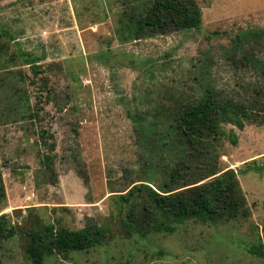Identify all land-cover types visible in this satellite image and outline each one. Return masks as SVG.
I'll list each match as a JSON object with an SVG mask.
<instances>
[{
  "label": "rangeland",
  "instance_id": "374dc122",
  "mask_svg": "<svg viewBox=\"0 0 264 264\" xmlns=\"http://www.w3.org/2000/svg\"><path fill=\"white\" fill-rule=\"evenodd\" d=\"M195 1L199 29L123 42V0H0V215L18 230L1 243L0 264H30L20 233L42 224L106 229L102 245L67 259L50 255L45 264H264L250 252L260 245L264 252V123L227 125L237 144L225 139L217 162L237 173L248 218L126 238L112 209V191L138 167L127 117L133 97L178 84L192 93L202 66L207 83L235 100H249L263 81L238 63L231 40L264 32V0ZM243 49L264 60V36ZM22 53L42 70L36 78ZM44 154L53 156L56 183Z\"/></svg>",
  "mask_w": 264,
  "mask_h": 264
},
{
  "label": "trees",
  "instance_id": "16d2710c",
  "mask_svg": "<svg viewBox=\"0 0 264 264\" xmlns=\"http://www.w3.org/2000/svg\"><path fill=\"white\" fill-rule=\"evenodd\" d=\"M123 5L117 29L123 42L201 26L202 14L195 0H123ZM263 36L261 30H247L231 40L233 51L241 56L238 63L252 67L263 78L249 100H235L210 86L206 66L194 75L198 89L193 88L192 93L181 84L153 86L132 98L135 107L127 117L133 127L138 167L131 172L133 177L126 178L124 189L112 191L117 193L111 198L126 238L171 235L186 222L209 226L250 216L237 173L220 171L217 162L225 139L237 144L227 125L243 129L246 123H264V60L243 49L245 43ZM21 57L34 78L42 73L34 59L23 53ZM253 109L263 114L253 113ZM45 136L42 131L40 137ZM49 148L54 149V144ZM42 164L48 180L56 183L53 156L44 154ZM17 234L10 217L0 215V245ZM20 234L26 237V261L45 264L50 255L67 259L71 252H89L102 245L106 229L97 224L78 230L42 224ZM250 252L264 258L261 245Z\"/></svg>",
  "mask_w": 264,
  "mask_h": 264
}]
</instances>
